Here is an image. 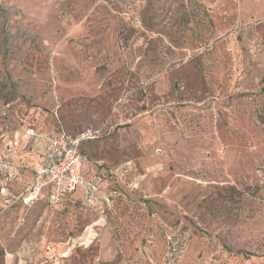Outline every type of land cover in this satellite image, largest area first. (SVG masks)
I'll return each mask as SVG.
<instances>
[{
  "label": "rangeland",
  "instance_id": "1",
  "mask_svg": "<svg viewBox=\"0 0 264 264\" xmlns=\"http://www.w3.org/2000/svg\"><path fill=\"white\" fill-rule=\"evenodd\" d=\"M27 127L92 129L104 190L0 200V264H264V0H0V149Z\"/></svg>",
  "mask_w": 264,
  "mask_h": 264
},
{
  "label": "built area",
  "instance_id": "2",
  "mask_svg": "<svg viewBox=\"0 0 264 264\" xmlns=\"http://www.w3.org/2000/svg\"><path fill=\"white\" fill-rule=\"evenodd\" d=\"M27 135L43 142L44 154L41 161L32 167L35 179L21 195L24 202L29 203L39 199L44 189L52 186L47 195L49 203L58 204L64 193L74 192L81 188L85 205L93 206L99 199V185L88 179L83 171L82 144L94 138V131L88 129L78 134H72L64 129L53 133L38 130L35 127L27 129ZM13 152V146L8 147Z\"/></svg>",
  "mask_w": 264,
  "mask_h": 264
},
{
  "label": "crops",
  "instance_id": "3",
  "mask_svg": "<svg viewBox=\"0 0 264 264\" xmlns=\"http://www.w3.org/2000/svg\"><path fill=\"white\" fill-rule=\"evenodd\" d=\"M27 129L28 127L25 128L23 132H17L15 135V141L7 139L8 141L6 140L7 142L5 147L3 149H0V200L11 198L21 200V195L27 190V188L35 179V174L32 167L37 165L43 158L45 144L41 141L30 138L27 135ZM36 129L42 131H51L53 133L59 130L55 127H37ZM9 146H13L12 153L8 152ZM87 168L89 167H87L83 160V171L86 177L99 185V196H102L104 190L102 174H98L96 171L93 174H88ZM25 186L26 188L23 191ZM52 189V186L48 188L46 187L44 189L43 195L39 199L32 201V204L36 201L43 200L51 206H57L66 200L75 199L76 201L81 202L82 205H85L83 200V191L81 188H78L74 192L66 194V196L62 197L61 201L58 204L52 205L51 203H49L47 198V195L52 191ZM105 200H107L108 202V197L105 198ZM92 227V225L86 226L85 232L90 231Z\"/></svg>",
  "mask_w": 264,
  "mask_h": 264
},
{
  "label": "trees",
  "instance_id": "4",
  "mask_svg": "<svg viewBox=\"0 0 264 264\" xmlns=\"http://www.w3.org/2000/svg\"><path fill=\"white\" fill-rule=\"evenodd\" d=\"M66 194H69V193H67V192H66V193H64V195H63V196H66Z\"/></svg>",
  "mask_w": 264,
  "mask_h": 264
}]
</instances>
